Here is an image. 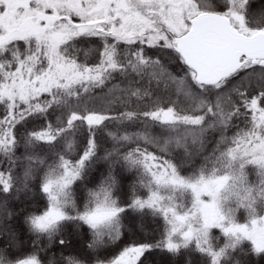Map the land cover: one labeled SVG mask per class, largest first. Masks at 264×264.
<instances>
[{
    "label": "snow or ice",
    "instance_id": "6c2138e0",
    "mask_svg": "<svg viewBox=\"0 0 264 264\" xmlns=\"http://www.w3.org/2000/svg\"><path fill=\"white\" fill-rule=\"evenodd\" d=\"M0 264H264V0H0Z\"/></svg>",
    "mask_w": 264,
    "mask_h": 264
}]
</instances>
